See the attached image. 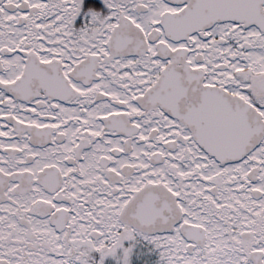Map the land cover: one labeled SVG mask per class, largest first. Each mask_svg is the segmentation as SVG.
Returning <instances> with one entry per match:
<instances>
[{
    "label": "snow or ice",
    "instance_id": "snow-or-ice-1",
    "mask_svg": "<svg viewBox=\"0 0 264 264\" xmlns=\"http://www.w3.org/2000/svg\"><path fill=\"white\" fill-rule=\"evenodd\" d=\"M0 264H264V0H0Z\"/></svg>",
    "mask_w": 264,
    "mask_h": 264
}]
</instances>
